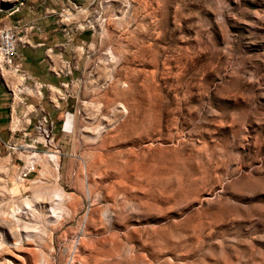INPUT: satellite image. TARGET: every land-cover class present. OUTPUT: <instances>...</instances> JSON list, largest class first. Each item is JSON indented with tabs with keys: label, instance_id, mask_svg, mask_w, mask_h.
Segmentation results:
<instances>
[{
	"label": "rangeland",
	"instance_id": "374dc122",
	"mask_svg": "<svg viewBox=\"0 0 264 264\" xmlns=\"http://www.w3.org/2000/svg\"><path fill=\"white\" fill-rule=\"evenodd\" d=\"M16 19L55 81H3L0 264H264V0H0Z\"/></svg>",
	"mask_w": 264,
	"mask_h": 264
},
{
	"label": "crops",
	"instance_id": "0c3cea01",
	"mask_svg": "<svg viewBox=\"0 0 264 264\" xmlns=\"http://www.w3.org/2000/svg\"><path fill=\"white\" fill-rule=\"evenodd\" d=\"M16 21H20L21 24L26 25L25 22H22V19H16L12 22V24L15 23ZM27 42H29L28 39ZM41 44L42 43H36V46L38 47ZM25 46L17 48L18 55L17 58L15 59V63L17 64L19 70V72L17 73L22 76L21 78H19L22 80V84H24L26 79H29L36 86L37 94H40V90L38 89L42 87V85L49 88H54L53 83L55 81V77L53 75H50L49 73L50 70H48L45 67V64L43 63V57L39 55L38 49H34V50H38L39 59L37 62L43 63L44 64L43 68H38V67L36 68L35 66H32L28 62H22L19 59L20 56L19 49L28 48ZM7 75L14 77L13 75H11L9 70L3 68L0 65V145L8 144L15 131L21 132L25 129V124L24 123L22 124V122L21 124H19V127H17L18 124L11 126L12 117L17 112L18 103H22V98L19 96L21 92L15 91L16 90L15 87L14 90L13 88L12 89L8 88V90L5 89L3 81H5L6 77H8ZM19 84H17V86ZM23 87L25 89V86Z\"/></svg>",
	"mask_w": 264,
	"mask_h": 264
},
{
	"label": "built area",
	"instance_id": "2783aa9c",
	"mask_svg": "<svg viewBox=\"0 0 264 264\" xmlns=\"http://www.w3.org/2000/svg\"><path fill=\"white\" fill-rule=\"evenodd\" d=\"M20 21L2 26L0 28V57L2 59V67L14 72H19L15 63L17 58V48L27 45V28ZM66 114V113H65ZM45 123V117H42Z\"/></svg>",
	"mask_w": 264,
	"mask_h": 264
},
{
	"label": "bare ground",
	"instance_id": "6f19581e",
	"mask_svg": "<svg viewBox=\"0 0 264 264\" xmlns=\"http://www.w3.org/2000/svg\"><path fill=\"white\" fill-rule=\"evenodd\" d=\"M0 65H2V59L0 57ZM11 74H18L17 72H14V71H10ZM67 116H68V113L65 114V120L67 121ZM65 126H66V123H65Z\"/></svg>",
	"mask_w": 264,
	"mask_h": 264
}]
</instances>
